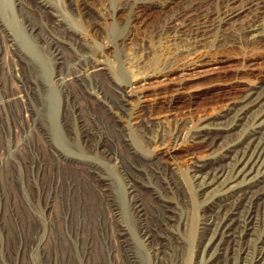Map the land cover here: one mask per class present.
Here are the masks:
<instances>
[{"label":"bare ground","instance_id":"bare-ground-1","mask_svg":"<svg viewBox=\"0 0 264 264\" xmlns=\"http://www.w3.org/2000/svg\"><path fill=\"white\" fill-rule=\"evenodd\" d=\"M65 1L78 17L72 18L69 11L54 12L53 0H35V6L27 0H0V91L4 100L0 113L5 106L17 105L33 132V141H12L16 157L0 169V195L13 198L21 213L16 218L25 226L17 234L25 238L27 228L31 249L36 246L49 253L53 249L56 258L70 254L75 264H189L190 253L195 264H264L263 82L248 83L215 117L183 123L169 134L165 122L143 114L141 105H131L133 96L140 99L142 95L137 86L144 91L153 79L169 80L173 70L124 79L126 71L104 58L102 49L95 52L83 42V24H100L104 12L95 10L89 0ZM126 1L136 18L170 2ZM224 1L228 7L217 18L216 28L221 31L223 25L236 20L252 37L264 36V0L238 5L235 0ZM124 8L115 7L114 14ZM44 12L51 14L50 23L61 30L60 36L44 35L45 25L31 17ZM18 16L24 26L17 24ZM122 24L114 20L107 27V35L115 34V44L130 38ZM210 27L207 21L193 23L185 34L190 38L185 51L201 46L213 31ZM40 35L48 48L34 42ZM71 43H75V57L82 43L93 55L66 72ZM8 51L16 52L25 66L11 75L20 85L6 92L9 80L3 52ZM41 68L49 74L47 83L39 79ZM198 68V63H192L186 69L191 73L182 74H197ZM45 91L52 93L47 99L42 94ZM88 98L112 119V131L86 109L84 99ZM46 115L53 125L60 123L69 141L75 140V152L61 143L57 129L55 136L49 131ZM184 142L212 150L205 157H192L186 174L175 165L172 154ZM216 148L220 150L214 152ZM163 149L174 162L161 161ZM89 151L106 162L86 155ZM28 193L44 202L41 223L36 221L33 202L27 201ZM40 229L38 237L32 238Z\"/></svg>","mask_w":264,"mask_h":264},{"label":"rangeland","instance_id":"rangeland-1","mask_svg":"<svg viewBox=\"0 0 264 264\" xmlns=\"http://www.w3.org/2000/svg\"><path fill=\"white\" fill-rule=\"evenodd\" d=\"M53 1H56V11L54 10V12L60 14L62 11L64 13L69 11L72 18L78 17V14L69 8L65 0ZM89 1L95 10H101L104 15L101 16L100 24L97 23L93 26L88 23L83 24L86 25L82 26L83 42L86 41L94 51L102 49L104 58L112 65L126 71L124 79L129 80L136 75L140 76L152 71L173 70L169 80L162 81L164 78L153 79L146 84L147 89L145 88L144 91L142 86H137L136 91L142 95L140 99L133 96L131 105L132 107L141 105L140 109L143 114L151 115L156 120L165 122L169 134L174 133L176 126L183 127V123L188 122L190 125L197 121L200 122L206 117H215L226 107L231 98L248 83L259 80L264 84V36L252 37L239 26L236 20L223 25L220 28L221 31L216 28L219 24L217 18L228 7V2L226 3L224 0H170V2H164L155 8L151 7L152 9L145 10L139 18H136L138 17L137 14L135 16L130 12L129 3L126 0ZM246 1L235 0V4L238 5ZM27 2L35 6V0H27ZM120 5H125L124 11H119L118 15H116L117 13L114 14L115 7ZM43 14L37 13L31 17L39 24L45 25L44 35L50 37V33L52 35L56 33L60 36L61 30L53 28L50 23L51 14L46 12ZM21 18L18 16L16 22L19 26H24ZM69 20L71 21L70 18ZM114 20L122 22V26H124L122 29L130 36L126 40L118 41L117 44H115V34L107 35V27L112 25ZM198 21H207L213 31L202 41L201 46L196 50L187 52L185 50L190 46L188 45L190 38L185 34L191 25ZM71 24L75 25L73 22ZM19 39L21 40V36ZM34 42L41 47L45 45L44 47L48 48L47 41L41 35L40 38L37 36ZM67 46L66 72L74 70L76 63L87 62L91 57L90 55H93L85 43L78 46L76 57L75 43ZM3 55L4 68L8 71L9 80V87L5 91L8 92L12 85H20L19 81L11 75L16 74L14 72H18L17 69L25 66V64L19 59L16 52L8 51L7 54L3 52ZM192 63H198L199 72L194 75L182 74L183 72L191 73L186 69ZM47 78H49V74L41 68L39 79H43L47 83L45 80ZM102 79H104L103 76ZM42 94L45 99L52 95L49 91ZM2 95L3 92L0 91L1 103L4 101ZM84 102L86 109L95 112L108 126L109 131H112L113 121L103 108L95 100L89 98L84 99ZM19 110L17 105L10 108L5 106L0 113V132L3 134L0 133V138H2L0 141V161L2 160L0 169L2 171L6 161H11L10 158L17 153L12 141L15 139H19L20 142L33 141L31 126L24 120ZM45 119L49 131L55 136L57 133L55 129H57L61 143L75 152V140H68L69 135L63 133L60 123L53 125L47 115ZM15 131L18 132L17 136H15ZM176 147L172 150V154L175 156V165L185 174L192 165V157H205L212 151L205 145L189 142H184ZM145 148H149V146L146 145ZM219 150L220 148H216L214 152ZM29 151L31 152V150ZM160 151L159 157L163 163L173 161L165 149ZM91 152H87L86 155L99 157L98 160L106 162L105 159H101L99 155ZM254 175L255 173L250 174L248 179ZM5 190L9 191V189ZM118 191L122 194L119 183ZM144 195L147 196L146 193ZM120 198L123 200L122 195ZM27 199L30 203L33 202L32 209L37 216L36 221L41 223L43 200L30 193L27 194ZM17 213L18 215L21 214L17 212V207L15 209L13 198L10 195H0V264H75V258H72L70 254L66 256L60 254L56 258L53 249L47 248L51 250L50 253L47 250H38L36 246L35 249H31L33 241L28 235V229L25 228L27 235L23 239L21 234H17L23 232V224L21 220L16 218ZM14 227L18 229L16 233ZM180 228L183 232L188 231L183 226ZM40 232L41 229L32 238L36 239ZM48 232L50 237V229ZM63 252L64 249L61 253ZM195 259V256L190 253L189 264H195Z\"/></svg>","mask_w":264,"mask_h":264}]
</instances>
